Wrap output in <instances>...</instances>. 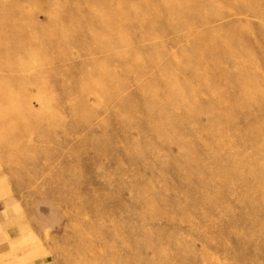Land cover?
I'll return each mask as SVG.
<instances>
[{
  "label": "rangeland",
  "instance_id": "obj_1",
  "mask_svg": "<svg viewBox=\"0 0 264 264\" xmlns=\"http://www.w3.org/2000/svg\"><path fill=\"white\" fill-rule=\"evenodd\" d=\"M0 111L4 264H264V0H0Z\"/></svg>",
  "mask_w": 264,
  "mask_h": 264
},
{
  "label": "crops",
  "instance_id": "obj_2",
  "mask_svg": "<svg viewBox=\"0 0 264 264\" xmlns=\"http://www.w3.org/2000/svg\"><path fill=\"white\" fill-rule=\"evenodd\" d=\"M12 232H14V231H12ZM11 244H13V242L11 243ZM11 244H8V245H6V246H4V245H0V264H4L3 263V261L5 260V255H4V252L2 251L3 249H7L8 247L9 248H11L12 246H11ZM15 244H17V243H15ZM19 262V261H18ZM15 264L16 263V261L15 260H13V261H9V262H7V264Z\"/></svg>",
  "mask_w": 264,
  "mask_h": 264
},
{
  "label": "bare ground",
  "instance_id": "obj_3",
  "mask_svg": "<svg viewBox=\"0 0 264 264\" xmlns=\"http://www.w3.org/2000/svg\"><path fill=\"white\" fill-rule=\"evenodd\" d=\"M31 94H32V93H31ZM12 109H13V108H12ZM0 112H1V111H0ZM1 116H2V115H1ZM1 116H0V117H1ZM4 116H5V115H3V118H4ZM1 118H2V117H1ZM58 220H59V219H58Z\"/></svg>",
  "mask_w": 264,
  "mask_h": 264
}]
</instances>
